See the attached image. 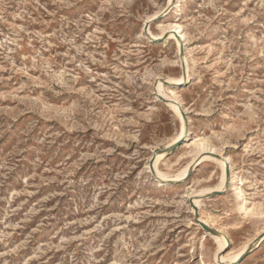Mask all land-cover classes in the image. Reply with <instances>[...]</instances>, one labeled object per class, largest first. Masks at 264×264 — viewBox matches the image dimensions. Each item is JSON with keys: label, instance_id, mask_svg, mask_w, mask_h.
Segmentation results:
<instances>
[{"label": "rangeland", "instance_id": "obj_1", "mask_svg": "<svg viewBox=\"0 0 264 264\" xmlns=\"http://www.w3.org/2000/svg\"><path fill=\"white\" fill-rule=\"evenodd\" d=\"M0 264H264V0H0Z\"/></svg>", "mask_w": 264, "mask_h": 264}, {"label": "bare ground", "instance_id": "obj_2", "mask_svg": "<svg viewBox=\"0 0 264 264\" xmlns=\"http://www.w3.org/2000/svg\"><path fill=\"white\" fill-rule=\"evenodd\" d=\"M180 36H184L182 33H180ZM183 131H184V125H182V133H183ZM187 170V168L185 169V171ZM225 177H227L226 176V173L225 172H222V174H221V179L222 180H225ZM228 180V179H227ZM238 199V198H237ZM240 207H241V205H240ZM217 237V239L219 240V242H220V244H221V246H224L225 245V243H226V240H225V238H224V236L223 235H219V236H216Z\"/></svg>", "mask_w": 264, "mask_h": 264}]
</instances>
